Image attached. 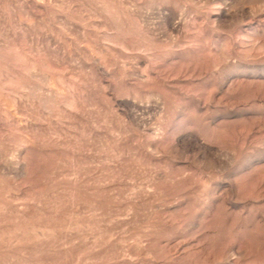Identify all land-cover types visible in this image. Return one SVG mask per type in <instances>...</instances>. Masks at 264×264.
Instances as JSON below:
<instances>
[{
	"label": "rangeland",
	"instance_id": "obj_1",
	"mask_svg": "<svg viewBox=\"0 0 264 264\" xmlns=\"http://www.w3.org/2000/svg\"><path fill=\"white\" fill-rule=\"evenodd\" d=\"M0 264H264V0H0Z\"/></svg>",
	"mask_w": 264,
	"mask_h": 264
}]
</instances>
